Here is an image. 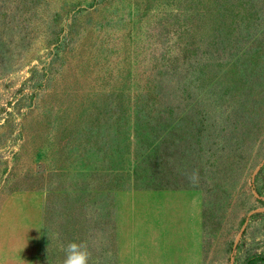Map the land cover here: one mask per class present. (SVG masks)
Masks as SVG:
<instances>
[{"label":"rangeland","instance_id":"1","mask_svg":"<svg viewBox=\"0 0 264 264\" xmlns=\"http://www.w3.org/2000/svg\"><path fill=\"white\" fill-rule=\"evenodd\" d=\"M193 1L0 0V264L264 254V0L217 37Z\"/></svg>","mask_w":264,"mask_h":264},{"label":"trees","instance_id":"2","mask_svg":"<svg viewBox=\"0 0 264 264\" xmlns=\"http://www.w3.org/2000/svg\"><path fill=\"white\" fill-rule=\"evenodd\" d=\"M250 2L251 0H208L203 4L202 2L195 0L192 3H185L184 12L181 10V14L177 13L176 15H173V18L175 19L173 21L177 23L179 20H176V18L180 19L181 22L185 21L184 23L186 32L184 34H188V32H191L194 28H199L204 32H215L216 37L218 36L217 32H227V30H230V32L239 30L246 31L248 29L246 20L249 17V8H251L252 5ZM202 10V15L204 14L205 16L201 18ZM217 42L218 41L216 40H211V42L208 41L207 44H214L215 48H217L218 44H215ZM175 53L176 55H180L182 57L181 49L176 50ZM199 59L200 64L202 66H206L209 64H214L217 60V56L211 58L209 57L208 53H206ZM259 263H264V254L259 256H247L240 264Z\"/></svg>","mask_w":264,"mask_h":264},{"label":"clouds","instance_id":"3","mask_svg":"<svg viewBox=\"0 0 264 264\" xmlns=\"http://www.w3.org/2000/svg\"><path fill=\"white\" fill-rule=\"evenodd\" d=\"M62 264H88L90 252L84 243L68 242Z\"/></svg>","mask_w":264,"mask_h":264}]
</instances>
